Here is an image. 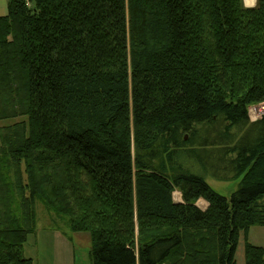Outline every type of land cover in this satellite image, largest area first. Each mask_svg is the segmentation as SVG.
I'll return each instance as SVG.
<instances>
[{"label": "trees", "instance_id": "1", "mask_svg": "<svg viewBox=\"0 0 264 264\" xmlns=\"http://www.w3.org/2000/svg\"><path fill=\"white\" fill-rule=\"evenodd\" d=\"M254 1L7 0L0 120L24 118L0 127V264H34L38 200L89 234L87 264H236L264 226ZM205 175L239 183L226 197Z\"/></svg>", "mask_w": 264, "mask_h": 264}, {"label": "rangeland", "instance_id": "2", "mask_svg": "<svg viewBox=\"0 0 264 264\" xmlns=\"http://www.w3.org/2000/svg\"><path fill=\"white\" fill-rule=\"evenodd\" d=\"M243 3L247 7L255 4L254 2L252 5H248L249 3L246 4L245 0H243ZM247 110L250 120H255L264 111V106L258 103L250 105ZM23 118L0 120V127L12 125V123L19 122ZM205 180L217 193L226 197H230L239 183V180L218 181L208 175H205ZM172 195L175 201L181 196L178 190L173 191ZM196 205L205 208L206 202L200 199L196 202ZM36 211L37 234L29 235L28 241L24 244V256L32 258L34 264H73L74 262L76 264H87L90 260L88 256L90 245L89 240L84 238L89 234L71 233L65 222L66 218L58 217L54 212L48 211L40 200L36 203ZM78 235L83 238L78 239ZM40 238L41 243L39 244L37 239ZM246 238L251 244L264 248V226L250 227ZM246 238L243 231H241L235 255L236 264H245L243 249Z\"/></svg>", "mask_w": 264, "mask_h": 264}, {"label": "crops", "instance_id": "3", "mask_svg": "<svg viewBox=\"0 0 264 264\" xmlns=\"http://www.w3.org/2000/svg\"><path fill=\"white\" fill-rule=\"evenodd\" d=\"M7 12H8V4H7V0H0V16H5V15H7ZM173 201L175 202V203H178V202H181L182 201V198H181V196L179 197V198H177L176 199V201L174 200V196H173ZM207 207V204H206V206H205V208ZM205 208H202V209H205ZM37 232V231H36ZM35 234H37V233H35ZM40 237V236H39ZM38 237V238H39ZM79 238H83V237H81V235H78V239ZM88 239L89 240V245H90V238H89V236H86L84 239ZM37 241H38V243L40 244L41 243V238L40 239H37ZM91 246V245H90ZM89 249H90V247H89ZM89 249H88V252H89ZM74 259H75V257H74ZM73 264H76L75 262L73 263Z\"/></svg>", "mask_w": 264, "mask_h": 264}, {"label": "bare ground", "instance_id": "4", "mask_svg": "<svg viewBox=\"0 0 264 264\" xmlns=\"http://www.w3.org/2000/svg\"><path fill=\"white\" fill-rule=\"evenodd\" d=\"M255 2V1H254Z\"/></svg>", "mask_w": 264, "mask_h": 264}]
</instances>
